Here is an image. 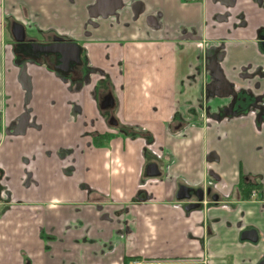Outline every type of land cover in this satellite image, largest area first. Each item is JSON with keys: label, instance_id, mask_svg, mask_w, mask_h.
Here are the masks:
<instances>
[{"label": "crops", "instance_id": "crops-1", "mask_svg": "<svg viewBox=\"0 0 264 264\" xmlns=\"http://www.w3.org/2000/svg\"><path fill=\"white\" fill-rule=\"evenodd\" d=\"M114 2L0 0V264H260L264 8L253 0ZM112 3L114 13L97 14ZM11 23L84 49L89 68L80 73L109 75L120 126L105 127L93 94L98 75L72 93L48 66L26 62V105ZM219 45L223 78L253 99L240 110L224 109L231 91L208 88V54ZM149 164L161 175L147 177ZM182 185L211 192L187 211L197 200L180 201ZM249 230L257 243L242 239Z\"/></svg>", "mask_w": 264, "mask_h": 264}, {"label": "flooded vegetation", "instance_id": "flooded-vegetation-1", "mask_svg": "<svg viewBox=\"0 0 264 264\" xmlns=\"http://www.w3.org/2000/svg\"><path fill=\"white\" fill-rule=\"evenodd\" d=\"M112 1L113 2L116 1L117 5L118 4L120 5V2H121V0H112ZM253 1L256 3V5L264 8V0H253ZM216 2L222 5H225V6H231L233 3V0H216ZM137 6H140V4L138 3ZM107 7L108 8L112 7V8H110L108 12L102 11L104 10V8H107ZM104 8L102 10H99V13L97 12V14H101V15L112 14L116 10L115 5L113 3L110 4V6H105ZM244 16L245 15L243 13H240L238 15V17L236 18L237 25L246 24ZM7 28H8L7 31L12 36V41L15 44L14 50H15V53L17 54L16 55L17 57L15 58V63L17 66L22 67V65L24 66L26 62H35L38 64L43 63L46 66H48L50 69H52V71L56 72V74H58V76H60L64 82L69 84L70 92L72 93L81 92L82 85L87 82L89 83L90 80H91L90 82L93 83L94 75H98L97 76L98 78L94 83L95 87H94L93 94H94V100L96 101L99 107V110L102 113V116L105 120V123H104L105 127L107 128V130L112 131L114 129H117L118 126H120L115 116V113H114L116 111L117 105L119 104V101L115 95V89H114V86L112 84V81L109 75H107L103 71L92 73L93 72L92 69H89L90 73H88L87 75L80 73V69H82V66H84V64H86V66H88L89 68L88 54L87 52H85L84 49L82 48L80 49L78 62H70L69 64L66 65L61 62V56L59 54L55 53L54 51L52 52L43 51V50L41 51L40 48L45 49V48L54 47L56 49V48H60V45L64 42L74 43L72 40L65 38V37L58 36L56 34H53L52 32L39 33V35H36L34 38V36L29 35L26 32L25 27L19 23H11V25L10 26L8 25ZM58 39L61 40V42L57 41ZM257 43H258L260 51L264 54V28H261L258 31ZM223 51H224V47L220 45L219 47H215L213 49H210L209 51L208 59L206 63L208 75H209L208 88L209 89L221 88L225 91H231L233 95H232V98L229 99L230 101L229 106L227 105V107H225L224 109L226 110V108H229L228 110L230 109L240 110L244 108L245 106L242 103V101L247 102L251 100V103H252L253 99L249 98L248 96L242 97L241 95H236V93L232 91V87L223 78L222 71L220 69V64H221L220 61L224 55ZM25 73H26V70H25ZM21 75H22V72H21ZM21 75H20V80H21ZM27 90L28 89H26V91ZM30 90H31V85H30V89L27 91L28 93L26 97V105L28 104L31 98L29 96ZM210 101H211V98H210ZM27 117L28 115H25L21 118L22 124L25 123V120L27 119ZM115 122H117L118 125L113 124ZM122 128H126V127L122 126ZM129 128L132 130H135L136 133H139V132L143 133L140 127H129ZM92 135H94V138L100 137V134L97 133L96 131L93 132ZM110 138H111L110 133L104 134V138H103L104 140H108ZM147 142L149 144L148 146H151L150 149L149 147H147L148 153L155 156L154 149H152L153 144H151L153 142V139H148ZM196 191L197 190H193L192 192V196H193L192 199L195 201L197 200ZM204 192H205V198H204V201L200 203L201 205L204 204L207 200L208 191H204ZM259 195H260V192L257 190L255 193V196L258 197ZM141 261H144V260H141ZM145 262H148V261H145ZM152 262H158V261H152ZM28 264H31L29 260H28Z\"/></svg>", "mask_w": 264, "mask_h": 264}, {"label": "water", "instance_id": "water-1", "mask_svg": "<svg viewBox=\"0 0 264 264\" xmlns=\"http://www.w3.org/2000/svg\"><path fill=\"white\" fill-rule=\"evenodd\" d=\"M59 42H61V40H57ZM42 51H49L52 52L54 51L55 53L59 54L61 56V62L63 64H69L70 62H78L79 59V54H80V47L74 43H62L60 45V48H45V49H41ZM260 109V108H258ZM262 116V114H261ZM115 125H118L117 122L113 123ZM146 175L149 178H156L158 176L161 175V172L159 170V167L157 164H149L147 169H146ZM192 192L193 189L187 186H180L179 187V191L177 193V198L180 201H185V200H191L192 199ZM208 194H210V190H208L207 192ZM196 198L198 200L197 203H191L186 209L187 211H191V210H195L197 208L200 207V203H202L204 201L205 198V192L202 189H199L196 191ZM242 239L245 241H250L252 243H257L259 240V236H258V232L256 230H249L244 232ZM260 264H264V262L260 263Z\"/></svg>", "mask_w": 264, "mask_h": 264}, {"label": "trees", "instance_id": "trees-1", "mask_svg": "<svg viewBox=\"0 0 264 264\" xmlns=\"http://www.w3.org/2000/svg\"><path fill=\"white\" fill-rule=\"evenodd\" d=\"M34 38H35V36H34ZM81 49V48H80ZM82 67H86V64H84V66H82ZM52 70V69H51ZM21 81H22V84H23V86L26 88V89H30V80H29V78H28V76H27V74L25 73V68H24V66L22 65V75H21ZM252 188H253V186H251ZM256 187H258L257 185H256ZM253 192V191H252ZM251 191H250V188L249 189H247V193L244 195V197L245 198H251V196H252V193Z\"/></svg>", "mask_w": 264, "mask_h": 264}, {"label": "built area", "instance_id": "built-area-1", "mask_svg": "<svg viewBox=\"0 0 264 264\" xmlns=\"http://www.w3.org/2000/svg\"><path fill=\"white\" fill-rule=\"evenodd\" d=\"M255 196V194L253 195ZM131 264H161L159 262H145L141 260H134Z\"/></svg>", "mask_w": 264, "mask_h": 264}, {"label": "rangeland", "instance_id": "rangeland-1", "mask_svg": "<svg viewBox=\"0 0 264 264\" xmlns=\"http://www.w3.org/2000/svg\"><path fill=\"white\" fill-rule=\"evenodd\" d=\"M213 101H214V98H212L211 101H210V102H211L210 107L213 108V112H214V110H216V106H215V104H214ZM221 109H223V107H221ZM221 109H220V110H221ZM217 110H218V109H217Z\"/></svg>", "mask_w": 264, "mask_h": 264}]
</instances>
